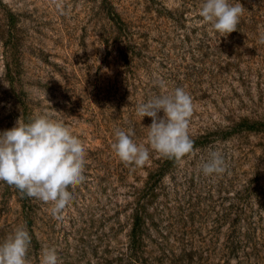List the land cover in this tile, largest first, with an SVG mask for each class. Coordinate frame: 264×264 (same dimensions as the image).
<instances>
[{"label": "rangeland", "instance_id": "rangeland-1", "mask_svg": "<svg viewBox=\"0 0 264 264\" xmlns=\"http://www.w3.org/2000/svg\"><path fill=\"white\" fill-rule=\"evenodd\" d=\"M239 2L227 35L202 0H0V131L47 115L87 154L62 220L0 181V242L24 224L28 264L48 249L59 264H264V0ZM177 87L193 102L183 158L151 149L137 113ZM116 130L148 161H121ZM210 149L224 173L201 171Z\"/></svg>", "mask_w": 264, "mask_h": 264}, {"label": "clouds", "instance_id": "clouds-1", "mask_svg": "<svg viewBox=\"0 0 264 264\" xmlns=\"http://www.w3.org/2000/svg\"><path fill=\"white\" fill-rule=\"evenodd\" d=\"M243 10L239 0L236 3L202 0L199 14L215 30L228 35L237 30ZM159 85L166 87L163 80ZM160 112L163 116L158 115ZM192 112V97L180 87L137 106L141 118H152L147 127L151 149L175 158L194 151V142L188 134ZM115 136L113 149L121 161L135 165L148 161L149 147L136 142L132 130H116ZM86 155L82 143L70 134L64 123L47 115H36L28 122L17 119L13 127L0 131V181L51 205L52 216L62 220L73 203L70 189L85 180ZM226 169L224 156L216 149H210L207 159L201 163V171L208 176L224 173ZM30 244L31 236L25 225H17L0 242V264H28ZM41 264H59L56 250L45 251Z\"/></svg>", "mask_w": 264, "mask_h": 264}]
</instances>
